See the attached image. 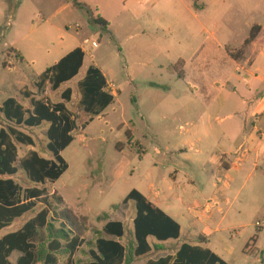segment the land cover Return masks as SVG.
I'll use <instances>...</instances> for the list:
<instances>
[{"label":"rangeland","instance_id":"obj_1","mask_svg":"<svg viewBox=\"0 0 264 264\" xmlns=\"http://www.w3.org/2000/svg\"><path fill=\"white\" fill-rule=\"evenodd\" d=\"M85 1L81 0V3ZM91 1L98 4L100 15L109 22L108 31L93 27L85 11L60 10L59 0H48V5H40L39 8L43 10L41 15L30 10L18 12L13 19L8 12H3L0 2V131L12 126L1 112L6 100L14 98L25 107H30V102L21 95L22 90L28 89L36 99L40 98L43 94L38 89L39 77L59 61L62 53L73 45H82L87 53L84 68L68 85L74 91L71 102L63 100L76 118L77 130L73 133V143L61 154L68 169L54 185L33 184L21 168V162L32 151L44 159L53 160L48 150L47 131L50 124L45 123L35 129L13 126L34 140V147L17 144L19 161L16 165L19 172L13 180L24 190L46 189L48 195L37 201L38 207L33 213L18 220L0 235L1 238L4 234L21 230L47 204L51 212L50 220L55 226L66 222L67 219L61 218L63 214L69 213L75 219L76 228L83 235V243L73 257L78 263L91 260L89 243L97 240L96 233L106 223L98 218L108 214L110 220H124L127 223V218L133 215L135 204L131 203L132 210L129 205L122 203L132 191L142 188L144 176L152 164L163 160L154 153L152 140L144 138L147 127L139 115L133 96L141 97L146 111H151L150 106L161 101L166 88L174 91V97L181 94L186 83L178 79V75L183 73V62L178 61L182 55L189 54L186 49L191 43V36L194 34L195 37L193 24L197 21L217 24L220 34L231 33L235 45H240L248 36L251 25L264 24V0H222L221 3L216 0L217 5L214 6L210 4L212 0H159L156 5L143 3L133 8L121 5L107 8L99 0ZM207 4L208 8L203 10ZM42 16H52V21L46 22L47 18L41 21ZM92 42H96L98 47L93 48ZM216 46L211 45L210 51L214 52ZM218 47L222 53L226 52L224 44ZM230 49L236 57L247 51L243 46ZM91 62L109 81L115 83L117 88L112 86L108 90L113 93L116 89L115 94H119L111 106L93 117L92 123L91 116L79 107L78 92V84ZM130 78L137 85L136 91ZM147 82L161 85L162 91L151 93L146 89ZM48 88L54 102L62 101L61 93ZM172 101L169 99V102ZM168 106L169 111H176L171 105ZM154 120L157 119L151 121ZM175 126L171 120L153 124L150 133L162 139ZM133 127L136 129V139L149 152L143 161L142 147L128 144L126 133ZM165 145L166 142L159 141L155 147L165 149ZM120 150H126L127 156L120 155ZM123 159L124 173L116 177L115 170ZM261 171L264 175V169ZM157 173L158 180H163L166 167L160 165ZM254 181L247 186L245 193L254 185ZM187 198L183 205H179V212L183 215L189 213ZM113 205L120 207L112 210ZM45 238L43 232L42 240L38 239L36 243L39 244ZM17 256H12L13 264H16ZM66 260V257H62L59 264H65Z\"/></svg>","mask_w":264,"mask_h":264},{"label":"crops","instance_id":"obj_2","mask_svg":"<svg viewBox=\"0 0 264 264\" xmlns=\"http://www.w3.org/2000/svg\"><path fill=\"white\" fill-rule=\"evenodd\" d=\"M59 1L60 10H76L72 0ZM99 1L107 8L116 5L133 8L143 3L156 5L159 2V0ZM0 2L3 5V12H8L11 19L18 12L30 10H35L41 15L43 10L39 6L50 3L48 0H0ZM78 2L91 8L95 17L107 21L100 15L97 3L91 0H86L85 3H81V0ZM210 4L217 5V1L212 0ZM208 6L209 4L205 5L203 10ZM41 18V21L45 18L46 22L52 21V16ZM193 25L195 37L194 34L191 36L189 40L191 43L186 49L189 54L182 55L178 61L183 62V73L177 74L178 79L182 76L183 79L180 80L186 83V88L181 94L174 97L172 96L174 91L166 88L161 101L153 103V107L150 106L151 111H146L141 97L133 96L139 115L147 127L144 138L152 140L154 153L163 158L161 162L155 161L152 164L144 176L142 188L136 191L177 222L181 234L178 239L165 242L157 241L153 237L148 238L149 253L139 258L134 257L131 262L123 264H148L167 257L173 258L184 245L207 249L226 264H264V175L261 171L264 169V24L251 25L248 36L240 45L234 44L231 33L220 34L217 24L197 21ZM255 26L261 27L260 33L246 48L247 51L236 57L230 48L244 46ZM109 28L110 24L106 31ZM200 40H203L202 43ZM197 44H199L197 47H192ZM213 44L217 46L214 52H211L210 46ZM220 44H224L226 52H221V48L218 47ZM78 48L83 50L86 60L85 48L82 45H73L61 54L59 61ZM102 74L109 88L116 87L115 83L109 81L103 72ZM74 80L54 92L61 93L62 97L67 89H71L68 85ZM130 80L136 91V83L132 78ZM146 84V89L151 93L162 91V86L157 83ZM48 87L40 98L45 97L55 105L64 103L63 97L62 101L54 102ZM64 87L65 91L62 92ZM115 92L116 89L111 93L114 101L119 95ZM169 99H173L174 102H169ZM168 105L176 111H169ZM66 107L68 108L67 105ZM152 119L157 120L152 122ZM169 120L176 126L166 132L162 139L150 133L153 124H162ZM135 131L134 127L128 131L129 145H140L135 137ZM159 141L166 142L165 149L155 147ZM140 147L143 150L141 155L143 161L149 156V152L142 145ZM120 155L126 157V150H122ZM124 161L123 159L117 166L116 177L123 175ZM160 165L166 167V176L161 181L158 180L157 173ZM253 180L254 185L245 193ZM185 198L190 204L188 215L179 212V205L185 203ZM131 203L133 202L126 205L132 208ZM135 217L136 207L131 218H127V223L124 220L106 221L123 224L125 236L122 239L107 236L104 238L120 242L125 247L126 254L136 248ZM17 221L4 229L0 235L12 228ZM104 226L98 232H101ZM11 233L15 232L4 234L1 238ZM14 254L20 257L19 253Z\"/></svg>","mask_w":264,"mask_h":264},{"label":"trees","instance_id":"obj_3","mask_svg":"<svg viewBox=\"0 0 264 264\" xmlns=\"http://www.w3.org/2000/svg\"><path fill=\"white\" fill-rule=\"evenodd\" d=\"M73 6L85 11L90 24L107 30L109 23L101 17H95L91 8L72 0ZM260 26L252 28L250 38L243 46L246 49L258 36ZM85 53L78 48L48 68L41 76L38 84L39 91L44 94L50 85L57 91L66 83L74 80L83 68ZM183 79L182 76H179ZM81 100L79 107L87 114L99 116L114 103L113 95L107 91L108 84L102 72L92 62L86 77L79 84ZM21 95L28 99L30 108L20 104L16 99L10 98L4 102L1 112L6 121L12 125L7 130L0 131V233L10 227L15 221L33 213L37 201L45 199L48 195L46 189H22L14 180L19 169L17 168L18 147H34L32 137L24 134L14 127L40 128L44 123L50 124L47 131L49 140L48 150L53 155V160L39 156L37 152H30L21 162V168L28 179L35 185H54L67 171L68 166L62 157L74 141L73 133L77 130L76 118L64 103L52 104L45 97L36 99L28 89L21 91ZM73 91L67 89L63 100L71 102ZM14 126V127H13ZM130 139L129 132L126 133ZM133 202L136 207L134 220V245L135 250L126 254L125 247L114 239L125 236V228L121 222H106L101 232H97V240L89 243L91 260L78 263L73 259L77 249L83 243V235L76 228L75 219L67 215V219L59 227L50 220L49 205L35 217L30 219L21 230L8 234L0 239V264H13L11 257L19 253L16 264H59L62 257H66L65 264H123L131 262L134 257L139 258L150 251L148 238L165 242L176 240L180 237L181 228L177 222L167 216L162 210L151 203L141 193L134 190L124 200L123 205ZM120 206H112V210ZM108 214H103L98 220H108ZM69 218V219H68ZM45 232L46 240L40 242L42 233ZM111 237L114 239H106ZM42 240V239H41ZM148 264H226L207 249L184 245L175 257H167L157 262Z\"/></svg>","mask_w":264,"mask_h":264},{"label":"built area","instance_id":"obj_4","mask_svg":"<svg viewBox=\"0 0 264 264\" xmlns=\"http://www.w3.org/2000/svg\"><path fill=\"white\" fill-rule=\"evenodd\" d=\"M91 45H92L93 48H97V47H98V44H97L96 42H92ZM107 91L110 92V91L108 90V88H107ZM110 93H111V92H110Z\"/></svg>","mask_w":264,"mask_h":264}]
</instances>
